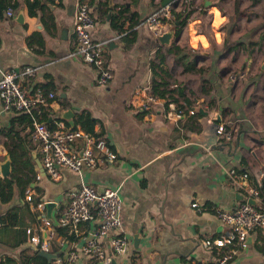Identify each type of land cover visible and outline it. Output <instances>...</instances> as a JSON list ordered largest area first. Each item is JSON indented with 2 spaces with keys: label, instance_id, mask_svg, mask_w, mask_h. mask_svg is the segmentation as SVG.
Masks as SVG:
<instances>
[{
  "label": "crops",
  "instance_id": "0c3cea01",
  "mask_svg": "<svg viewBox=\"0 0 264 264\" xmlns=\"http://www.w3.org/2000/svg\"><path fill=\"white\" fill-rule=\"evenodd\" d=\"M78 1L39 0L41 8L32 17L27 4L19 0L12 17L5 12L0 18V76L14 72L29 94L51 85L54 98L48 107H36V120L52 128L59 123L70 128L62 118L64 111L72 112L74 126L79 116L86 115L94 134L117 156L115 162L93 171L82 169L81 175L58 167L57 179L41 174L35 164L43 203L54 205L50 217L46 207L41 214L55 220L65 210L68 193L81 183L97 193L118 189L121 226L112 235L125 237L128 249L122 256H111L108 264H208L214 253L203 242L228 234L216 209H233L245 200L244 193L230 184L228 172H247L251 186L261 187L264 193V0H173L169 4L176 12L186 5L193 9L187 32L173 42L192 50L202 73L184 72L174 55L166 53L168 46L160 45L147 29V17L162 8L163 0H84L95 18L91 37L103 45L111 69L106 86L98 85L93 69L72 54ZM121 9L126 11L124 17H134L136 22L128 20L119 34L110 20ZM20 11L23 21L17 17ZM130 33L135 40L127 48L123 36ZM159 51L164 55L161 69L168 74L160 73L161 77L171 89L175 82L182 84L191 102L178 120L166 116L178 113L174 103L161 102L150 111L135 108L137 93L149 91L154 71L159 73L154 67L159 64ZM26 67L35 70L34 77L23 75ZM17 115L3 110L0 103V131ZM220 123L232 132L231 139L219 137ZM28 133V129L22 132ZM27 141L40 160L38 145L30 136ZM81 146L75 143L71 149L78 151ZM7 155L0 134V162ZM20 202L14 195L13 202L0 204V217ZM35 213L39 220L40 212ZM22 222L12 228L0 223V257H18L22 251L32 256L38 250L27 231L28 239L23 240L24 227L34 229L38 222L27 211ZM97 225L96 218L80 224L75 232L57 229L46 253L56 264V255L64 259L69 251L78 250ZM246 243L229 264H264V253L257 250L264 245V230L250 235ZM73 264L101 263L81 256Z\"/></svg>",
  "mask_w": 264,
  "mask_h": 264
},
{
  "label": "built area",
  "instance_id": "2783aa9c",
  "mask_svg": "<svg viewBox=\"0 0 264 264\" xmlns=\"http://www.w3.org/2000/svg\"><path fill=\"white\" fill-rule=\"evenodd\" d=\"M52 1L60 2L61 0ZM171 9L170 5H167L147 17L145 25L156 37L169 29L170 25L167 21L170 20ZM6 15L12 17L13 9L9 8ZM94 25L95 18L88 3L79 0L74 19L72 54L93 69L98 85L106 86L112 79V73L103 57V45L91 37L90 31ZM191 45L194 47L193 44ZM34 74L35 70L31 67H26L23 71V75L27 78L34 77ZM53 98V93L45 94L41 90L29 94L14 72H1L0 103L2 108L5 111L30 116L33 123L30 138L38 145L41 154L40 162L45 175L57 179L58 167L81 175L84 168L93 171L101 165L115 162L117 156L103 139H97L79 127L66 128L59 123L56 128L49 129L46 124L37 122L36 107H48L49 100ZM159 104L161 101L151 96L147 89H142L137 93L135 108L138 110L150 111ZM193 113L194 110L190 111V114ZM166 116L178 120L182 117V112L178 111L176 115L168 112ZM216 131L223 139L229 140L232 137V132L227 130L224 123H220ZM79 142H81V148L73 151L72 145ZM228 177L230 184L244 193L245 200L233 209H216V216L227 228L228 234L224 238L203 242L207 250L215 253L214 258L208 264L231 263L239 251L247 247L248 237L264 230V201L259 190L251 186L248 173L236 174L230 171ZM0 178H2L1 175ZM37 178H40L39 174ZM31 195L32 193L26 195L27 201H30ZM250 197L257 202V207L246 202ZM193 207L199 209L196 204ZM120 209L121 200L118 189L108 188L102 193H97L93 187L81 183L79 189L68 193L65 210L55 220L41 214L45 210L44 203H39L33 208V211L40 212V219L34 229L27 230L30 235L29 241L38 250L48 252L51 248L50 240L56 235L57 229L75 232L80 224L97 218L98 225L91 238L86 239L78 250L66 253L64 259L56 255L55 262L56 264H73L83 256L101 264H108L111 256H122L128 249L125 237L112 235L114 230L121 226ZM32 230L37 234H32ZM99 240H105L106 243Z\"/></svg>",
  "mask_w": 264,
  "mask_h": 264
},
{
  "label": "trees",
  "instance_id": "16d2710c",
  "mask_svg": "<svg viewBox=\"0 0 264 264\" xmlns=\"http://www.w3.org/2000/svg\"><path fill=\"white\" fill-rule=\"evenodd\" d=\"M23 0L28 6V11L30 16H36L37 11L41 8L39 0ZM20 6L19 0H0V18L3 14L10 8L15 9ZM125 9H121L118 14L111 15L112 29L117 33H124V25L129 20V22L135 25L134 17H124ZM193 13L190 5H186L182 11L176 12L173 8L170 11V20L167 21L168 24L173 26L176 22L179 23V26L176 28L175 37H178L184 27L187 25L188 19ZM106 14V12L104 13ZM132 25V26H133ZM123 40L127 44V48L132 45L135 40V35L133 33L126 34L123 36ZM166 53L173 54L174 60L178 66H181L183 71L186 73H202L203 70L199 69L196 65V60L193 58L194 54L192 51H186L181 49L176 42H173L166 48ZM156 58L159 61L158 65L154 67L158 69L159 73L154 71V79L151 81L149 86V93L151 96L159 99L161 102L168 106L169 103H174L176 108L175 111H183V115H186L189 107L191 106L190 100L187 98L185 89L182 84L174 83V88H170V84L166 81L161 74H165L168 77L167 71L162 70L161 66L164 65V55L159 51L156 55ZM165 66V65H164ZM161 73V74H160ZM50 83L44 86H41L37 89H34L31 94L35 91L41 90L45 94H48L51 89ZM180 101L183 102V105H179ZM46 108V107H41ZM185 118V117H184ZM38 123L41 121L37 120ZM30 116L27 114H20L14 117L9 126L4 127L0 134L4 137V146L7 150L8 155L11 158L12 162V172L6 178H0V204L7 205L13 202L14 195H17L21 200L19 204L12 207L5 214L1 215L0 223L7 228L20 226L23 222L25 212L27 211L28 216H30L33 222H38L37 215L33 212L39 203H43V191L36 183V178L38 173L35 171L34 158L32 152L35 151V147L27 143L28 137L30 136L33 126ZM45 124V123H44ZM19 126H22L23 129L20 130ZM49 129H54L51 126ZM81 128L87 133L95 136L93 131V122H91L86 115H81L77 118L74 128ZM29 130L28 134H22L23 130ZM249 180L252 181V178L249 176ZM256 185V184H255ZM256 187V186H255ZM261 197L264 201V193L261 187H256ZM34 192L30 196V201L26 200V195L28 193ZM18 211V212H17ZM21 213L20 216L17 213ZM24 214V215H23ZM32 222V223H33ZM28 227H24L23 240L28 239L26 231ZM70 240H74L73 236L69 237ZM22 240V241H23ZM257 250L261 253H264V245L257 246ZM41 252L36 250L32 256L27 255L25 251H22L18 257L3 256L0 257V264H55L53 260L49 261L47 258L40 254ZM215 254V253H214Z\"/></svg>",
  "mask_w": 264,
  "mask_h": 264
},
{
  "label": "water",
  "instance_id": "95a60500",
  "mask_svg": "<svg viewBox=\"0 0 264 264\" xmlns=\"http://www.w3.org/2000/svg\"><path fill=\"white\" fill-rule=\"evenodd\" d=\"M171 2H173V0H163L161 6L165 7L169 5ZM17 17L23 21L24 20L23 12L20 11ZM178 26H179V23L176 22L173 26L169 27V29L165 33H163L161 36L158 37V41L160 45L169 46L173 41L177 40V37H175V33H176V28ZM62 118L68 121L70 128L74 127V123L72 121L73 114L70 110L64 111L62 113ZM32 156L34 158V162L37 166V169L39 170L41 174H43L44 171L42 169V165H41L39 158L36 157L35 153H32ZM11 172H12V162H11L10 156L7 155L6 159L0 162V175L2 178H6L11 174ZM246 202L254 207L258 206L257 202L251 197L248 198ZM45 207H46L47 217H50V211L54 207V205L53 203H46ZM40 254L44 256L45 258H47L48 260L52 259V255L50 253L41 252Z\"/></svg>",
  "mask_w": 264,
  "mask_h": 264
},
{
  "label": "rangeland",
  "instance_id": "374dc122",
  "mask_svg": "<svg viewBox=\"0 0 264 264\" xmlns=\"http://www.w3.org/2000/svg\"><path fill=\"white\" fill-rule=\"evenodd\" d=\"M183 32H185V33L187 32V27H186V26H185L184 29L182 30V33H183ZM192 36H193V34L191 35V37H192ZM183 43L185 44V40L183 41ZM193 45L196 46L195 43H194V40H193ZM185 47H186V46H185ZM187 50H188V47H187ZM188 51H192V50H188Z\"/></svg>",
  "mask_w": 264,
  "mask_h": 264
},
{
  "label": "bare ground",
  "instance_id": "6f19581e",
  "mask_svg": "<svg viewBox=\"0 0 264 264\" xmlns=\"http://www.w3.org/2000/svg\"><path fill=\"white\" fill-rule=\"evenodd\" d=\"M216 16H217V14H216ZM194 39V38H193ZM195 43V42H194ZM195 45H196V43H195Z\"/></svg>",
  "mask_w": 264,
  "mask_h": 264
}]
</instances>
